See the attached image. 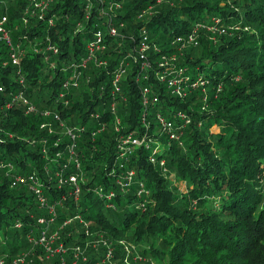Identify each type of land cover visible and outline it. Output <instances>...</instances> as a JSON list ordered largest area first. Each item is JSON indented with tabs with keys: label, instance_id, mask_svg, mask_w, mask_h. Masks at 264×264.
<instances>
[{
	"label": "trees",
	"instance_id": "trees-1",
	"mask_svg": "<svg viewBox=\"0 0 264 264\" xmlns=\"http://www.w3.org/2000/svg\"><path fill=\"white\" fill-rule=\"evenodd\" d=\"M35 1L0 0V19L22 51L12 65L0 41V260L26 254L19 264H59L60 256L71 264L78 246L85 260L77 264H264V0H103L112 2L104 17L97 0H54L44 11ZM106 20L119 33L106 34L95 53L106 66H83ZM196 24L227 34L212 39L199 29L198 44L178 52L175 37ZM142 29L156 49L147 51L148 83L159 97L146 110L148 125L137 63L126 56ZM173 53L192 81H205L204 91L181 99L155 78L160 57ZM119 64L125 71L112 94ZM178 109L190 122L169 139L155 111ZM129 170L132 182L121 190ZM30 173L47 202H57L51 225L37 222L47 209L30 186L11 185ZM71 175L77 199L68 194ZM54 231L53 246L62 243L65 254L48 258L37 242ZM100 236L112 242L111 258L102 244L92 247Z\"/></svg>",
	"mask_w": 264,
	"mask_h": 264
},
{
	"label": "built area",
	"instance_id": "built-area-1",
	"mask_svg": "<svg viewBox=\"0 0 264 264\" xmlns=\"http://www.w3.org/2000/svg\"><path fill=\"white\" fill-rule=\"evenodd\" d=\"M54 0H36L34 2V6L39 9L40 11H44L47 6L52 3ZM91 1V0H87ZM99 4H101L97 9V15L99 17L108 16V9L109 6L112 4V2H107L108 6L105 5V2L103 0H97ZM161 0H157V3ZM114 4V3H113ZM117 5V4H115ZM88 7V4H87ZM150 8V6H149ZM148 8V9H149ZM147 9V10H148ZM25 13L23 14V21L27 22V18L25 17L26 14H29L30 11L25 10ZM146 13V11H143ZM31 14V13H30ZM214 21H217L216 19ZM5 23V17L0 19V41L5 42V44L9 47L11 50L9 59L12 65H18L19 64V58L21 56L22 51L16 50L12 43L9 36V32L4 27ZM49 23L52 24V20H49ZM205 30L207 33L210 34V37L212 39H215L216 36L227 34V28L222 25H202V24H196L191 31H189L185 36H176L174 39V42L177 47V51L181 52L187 45H197L198 44V31ZM108 35L112 38L119 37V33L117 30V27L112 24L110 20H106L104 22V26L95 28L94 34H93V40L92 42L87 46V56L83 58L81 64L83 66H86L89 62H94L97 66H106V60L98 59L95 53L102 52L105 49L104 45V37L105 35ZM120 46V43H119ZM151 45L148 42V35L146 30L142 29L137 41L133 43L126 52L127 57H131L132 61L134 63H137L136 69H135V82L139 83L142 81V84L139 87L140 96H141V104L144 107V111L142 113V121L145 122V115L146 110L148 108H153L158 102L159 97L156 92H154L152 86L148 83L150 80L152 72V63L147 55L148 49H150ZM128 48V49H129ZM152 48V47H151ZM153 50H156L155 47L152 48ZM54 52H56V49H53ZM177 54L173 53L170 55H162L160 57L159 62L156 64V70L154 72L155 78L165 86L166 89L170 91V94L176 95L179 98H185V96L194 88L201 87L202 91H204V84L205 81L199 76L195 81L191 80L190 75L187 72V67L183 65H178L177 63ZM124 65L119 64L117 72L115 73L112 83L115 86V91H112V94L117 93L118 91V82L124 75ZM25 103V102H24ZM32 107H29L28 110H32ZM110 109L114 112L116 109V102L113 99L110 103ZM169 116L165 115L164 112H161L160 110L155 111V120L162 126L163 130L165 131V134L168 136L169 139H179L180 136V127L185 126L187 123L190 122L189 114L186 113L184 110H171L169 111ZM56 119H59L58 116H55ZM115 121L119 122V117L115 115ZM177 122L181 123L180 125H176ZM145 125H148L147 122H145ZM131 143L134 145H138L142 143V140H139L138 138H128ZM127 141L123 140L122 143L125 144ZM124 152V151H123ZM129 152V151H128ZM153 161V159H151ZM79 164H76V167H78ZM133 177V171L129 170L126 171L120 180L117 181L118 185L120 186L121 190H128L130 183L132 182ZM69 181L71 185L73 186L72 189L68 192L69 196L73 197L74 199H77L79 196V185L76 181L75 176H70ZM61 182V180H59ZM17 184H26L29 185L30 188L33 190L37 201L39 202L40 207L47 209V215L46 217H39L37 219V222L39 224H45L46 226L51 225L55 219L56 212V204L57 202L48 203L45 197L43 196V191L41 189V184L39 180L37 179L36 175L33 173L30 174H17L15 175L11 180V185L15 186ZM140 187H143L142 183H139ZM141 189L138 191L140 192ZM113 196V193H109L105 195L107 199H110ZM65 194L62 195L61 199H65ZM99 197L104 198V194L102 191H99ZM70 218H67L64 223L70 222ZM53 234V233H52ZM51 234V235H52ZM51 235L49 237L44 235V232L41 233V236L38 240V244L43 246L45 248V251L47 252L46 257L53 258V255H57L54 251L51 250L53 247L50 245ZM55 242V241H54ZM123 245V248L125 250H128L127 243L121 241L120 242ZM53 244V243H52ZM61 244V243H59ZM99 244H102L105 248V254L106 258H111L113 256V246L112 242L104 239L102 236L99 237L95 241L94 244H92L93 248H96ZM62 245V244H61ZM58 246V245H57ZM56 246V247H57ZM54 250V249H53ZM26 254L19 256L10 262H7L4 259L0 260V264H19L24 263V258ZM55 257V256H54ZM85 260V257L82 256L79 247L77 246L75 248V251L72 254V262L71 264H77V260ZM39 260L42 261L43 258L40 256ZM60 263L59 264H65L62 257L60 256Z\"/></svg>",
	"mask_w": 264,
	"mask_h": 264
},
{
	"label": "rangeland",
	"instance_id": "rangeland-1",
	"mask_svg": "<svg viewBox=\"0 0 264 264\" xmlns=\"http://www.w3.org/2000/svg\"><path fill=\"white\" fill-rule=\"evenodd\" d=\"M164 114L165 115H168L169 114V112L168 111H166V112H164ZM51 240H53V241H51L50 242V245H54V241L55 240H59V236H58V234H57V232L56 231H54L53 232V234L51 235V238H50ZM53 243V244H52ZM62 244V243H61ZM61 244H58V246L57 247H52L51 248V250L52 251H54L55 253H57V255H60L61 253L62 254H65V248H64V246H63V244L61 245ZM112 246H113V244H112ZM101 248V247H100ZM54 249V250H53ZM94 249H96V248H94ZM103 251V256H105L106 257V254L104 253V251H105V248L102 250ZM54 256H56V255H53V257Z\"/></svg>",
	"mask_w": 264,
	"mask_h": 264
},
{
	"label": "bare ground",
	"instance_id": "bare-ground-1",
	"mask_svg": "<svg viewBox=\"0 0 264 264\" xmlns=\"http://www.w3.org/2000/svg\"><path fill=\"white\" fill-rule=\"evenodd\" d=\"M81 189V188H80ZM149 194V193H148ZM86 241V240H85ZM84 243V242H83Z\"/></svg>",
	"mask_w": 264,
	"mask_h": 264
}]
</instances>
